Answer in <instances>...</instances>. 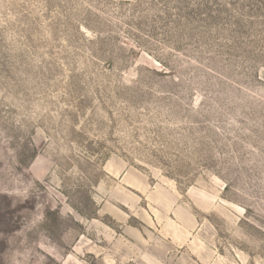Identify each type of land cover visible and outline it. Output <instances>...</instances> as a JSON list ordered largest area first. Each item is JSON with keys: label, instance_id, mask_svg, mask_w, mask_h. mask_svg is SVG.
<instances>
[{"label": "rangeland", "instance_id": "1", "mask_svg": "<svg viewBox=\"0 0 264 264\" xmlns=\"http://www.w3.org/2000/svg\"><path fill=\"white\" fill-rule=\"evenodd\" d=\"M0 264H264V0H0Z\"/></svg>", "mask_w": 264, "mask_h": 264}, {"label": "crops", "instance_id": "2", "mask_svg": "<svg viewBox=\"0 0 264 264\" xmlns=\"http://www.w3.org/2000/svg\"><path fill=\"white\" fill-rule=\"evenodd\" d=\"M126 179V178H125Z\"/></svg>", "mask_w": 264, "mask_h": 264}]
</instances>
